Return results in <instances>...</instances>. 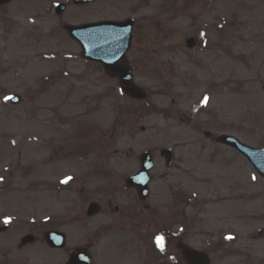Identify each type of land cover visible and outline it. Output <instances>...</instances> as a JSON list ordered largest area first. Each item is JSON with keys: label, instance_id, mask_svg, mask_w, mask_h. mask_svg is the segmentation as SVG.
<instances>
[{"label": "rangeland", "instance_id": "rangeland-1", "mask_svg": "<svg viewBox=\"0 0 264 264\" xmlns=\"http://www.w3.org/2000/svg\"><path fill=\"white\" fill-rule=\"evenodd\" d=\"M57 2L67 3L59 16ZM127 17L142 20L128 54L148 94L141 102L101 78L63 29ZM189 37L196 39L193 48L185 45ZM263 84L264 0H98L78 7L69 0H15L1 7L0 215L10 214L11 236L44 219L73 243L89 229L98 232L93 252L101 258L120 234L103 221L123 220L130 223L125 231L141 232L131 225L138 218L125 212L139 208L123 181L150 150L149 202L171 207L172 194L182 189L192 199L186 244L212 251L231 236L223 243L232 254L214 257L215 264H257L264 258V178L203 131L264 148ZM12 94L22 101L10 105L4 97ZM163 147L173 150L171 167L159 156ZM92 200L104 210L86 223ZM131 237L123 235L133 247ZM136 250L141 255L142 247ZM126 253L125 264L134 263L136 255Z\"/></svg>", "mask_w": 264, "mask_h": 264}, {"label": "flooded vegetation", "instance_id": "flooded-vegetation-1", "mask_svg": "<svg viewBox=\"0 0 264 264\" xmlns=\"http://www.w3.org/2000/svg\"><path fill=\"white\" fill-rule=\"evenodd\" d=\"M134 25H136L135 22ZM171 199L174 202L171 203V207L162 208L161 206L149 204L144 206L145 212L140 210V218L133 223L134 227L141 230L135 238V242L138 239L142 242V253L141 255H139V252L136 253V256L140 257H135V262L130 264H188L181 252L176 248L173 249L174 246L172 247L173 244H184L187 240L188 232L184 221L187 218L189 203L188 190L182 189L174 192ZM108 205L110 206V202ZM114 209L118 210V207ZM6 218L8 219L7 223L4 222ZM85 221L90 223V220ZM0 226L6 227L0 232V264H68L71 250L78 245L85 246L89 250L87 256H90V264H125V261L123 262L124 252H122L123 249L126 250V243L123 239L125 234V221L123 220L103 221L102 227L110 231H116V237H118V232L120 234L119 239L116 240V250L118 251L113 252L111 250L110 247L115 249L114 245H106L103 252L100 253L101 258L96 257V253L93 252V238L97 236V233L94 231L90 233L89 229L86 237H84V244L76 243L71 246L66 244L63 248H55L46 243L44 235L46 230L43 223L38 227L28 229L27 234H31V237L27 239L26 243L22 242L24 235L11 236L10 214L1 213ZM48 228L54 230L57 227L53 223ZM157 235L164 237L165 244L169 245V251L161 252L159 250L155 243ZM204 251L210 258V264H215V258H226L232 254L229 244L222 243V240L217 242L212 251ZM246 262L236 261L235 264H248ZM257 264H264V258Z\"/></svg>", "mask_w": 264, "mask_h": 264}, {"label": "water", "instance_id": "water-1", "mask_svg": "<svg viewBox=\"0 0 264 264\" xmlns=\"http://www.w3.org/2000/svg\"><path fill=\"white\" fill-rule=\"evenodd\" d=\"M9 0H0V3L8 2ZM76 3L81 2L74 0ZM86 1V0H85ZM64 4H59L56 8L58 13L62 12ZM68 34L77 40L82 47V56L88 59H96L102 62L103 67L107 74L112 77H118L120 83V89L130 97L136 99H142L146 97V93L143 89L134 84L130 68L127 66L126 61L123 59V54L130 45L131 38V23L126 22H114V21H102L93 24H83L79 26H65ZM103 30V32H102ZM98 36H102L104 42L102 50L100 45H94L93 42ZM122 37V38H121ZM121 38V39H120ZM119 44H125L121 49H117L113 46ZM264 90V86H263ZM17 97H12V100H16ZM207 135V133H206ZM217 141L231 145L242 152L255 166L258 172L264 176V149H255L246 146L240 142L237 138L230 135H220L216 138ZM161 155L166 159V165L169 166L172 162V156L167 149L161 150ZM140 159V171L126 179V185L134 187L140 198H145L148 195V171L152 167L151 155L149 152H144L139 156ZM99 206L97 203H92L88 208V214H94L98 212ZM82 252L81 248H76L72 251L71 260H81L79 253ZM183 252L189 260L194 258H200L201 255L195 251L185 248ZM206 264L208 260L206 257Z\"/></svg>", "mask_w": 264, "mask_h": 264}, {"label": "snow or ice", "instance_id": "snow-or-ice-1", "mask_svg": "<svg viewBox=\"0 0 264 264\" xmlns=\"http://www.w3.org/2000/svg\"><path fill=\"white\" fill-rule=\"evenodd\" d=\"M200 35L203 37V36L205 35V33L201 32ZM4 99L7 101V100L12 99V97H8V96H6V97H4ZM208 99H209V98H208L207 96H204V98H203V100L201 101V103H202V104H206L207 101H208ZM0 179H2V178H0ZM70 179H71V177H68V178H66L65 180L61 181V182H62V183H67L68 180H70ZM253 179H255V177H253ZM4 222L7 223V222H8V219L6 218ZM225 238H226V239H232L233 237H231V236H227V237H225ZM155 243H156L157 247L159 248V250H160L161 252H163V251H164V247H165L164 237H163L162 235H157V236L155 237Z\"/></svg>", "mask_w": 264, "mask_h": 264}]
</instances>
